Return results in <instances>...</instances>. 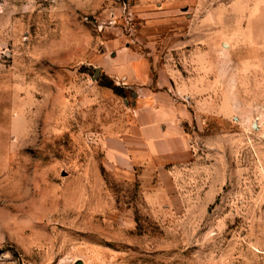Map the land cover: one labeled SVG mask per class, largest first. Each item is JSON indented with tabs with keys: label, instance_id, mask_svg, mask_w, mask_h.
<instances>
[{
	"label": "rangeland",
	"instance_id": "rangeland-1",
	"mask_svg": "<svg viewBox=\"0 0 264 264\" xmlns=\"http://www.w3.org/2000/svg\"><path fill=\"white\" fill-rule=\"evenodd\" d=\"M171 78L179 187L108 154ZM0 264H264V0H0Z\"/></svg>",
	"mask_w": 264,
	"mask_h": 264
},
{
	"label": "crops",
	"instance_id": "crops-1",
	"mask_svg": "<svg viewBox=\"0 0 264 264\" xmlns=\"http://www.w3.org/2000/svg\"><path fill=\"white\" fill-rule=\"evenodd\" d=\"M149 72L146 74H151V70ZM193 82L199 90L201 86V90H204V86L208 85L203 78ZM174 85H179L177 79L169 81V87L164 90L144 92V98L136 102L131 125L121 127L112 136L116 147H111L108 154L118 157L138 156L141 160L144 158L142 161L145 163L163 165L168 180L174 181V185L179 187L185 173L198 171L191 165L198 169L199 162L190 135L191 124L196 116L190 109L193 95L187 89L183 90L180 92L181 100Z\"/></svg>",
	"mask_w": 264,
	"mask_h": 264
}]
</instances>
